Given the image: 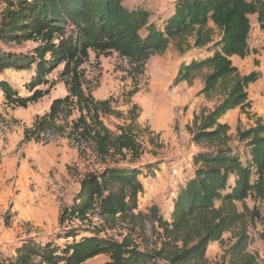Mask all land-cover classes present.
<instances>
[{
  "label": "trees",
  "instance_id": "1",
  "mask_svg": "<svg viewBox=\"0 0 264 264\" xmlns=\"http://www.w3.org/2000/svg\"><path fill=\"white\" fill-rule=\"evenodd\" d=\"M251 15L257 16L264 30V0H175L161 24L144 8L129 9L124 0H0V75L9 70L33 71L25 85L28 95H20L10 82L0 79L6 104L26 108L39 102L50 93L49 76L57 70L69 91L65 99L53 102L50 113L36 120L27 135L53 127L70 98L90 109L80 71L90 51L98 55L117 52L141 69L170 44L182 53L203 51L201 57L180 65L174 82L193 85L202 75L200 94L207 100L217 99L212 110L202 107L189 127L192 142L202 150L193 157L194 174L173 199L169 217L155 206L149 209L161 230L159 246L143 248L128 237L118 240L102 235L104 228L97 225L85 229L88 235H81L76 226L59 236L67 240L63 245L54 239L29 238L16 247L14 255L1 260L6 264H86L106 255L109 259L104 264H209V245L222 242L230 232L234 242L223 254L226 264H263L248 251L251 238L246 215L262 225L264 216L255 207L250 209L246 200L264 198V122L257 119L248 128L237 126L233 139L230 125L221 121L232 110L244 113L252 108L248 88L260 73L241 74L232 61L251 52ZM27 43L33 46L27 49ZM93 117L96 123L97 110ZM90 126L80 117L73 128L90 137L101 155L137 151L132 136L112 138L109 131ZM143 172L114 163L101 173L86 174L59 223H84L90 214L111 223L132 215L144 192L139 179Z\"/></svg>",
  "mask_w": 264,
  "mask_h": 264
},
{
  "label": "rangeland",
  "instance_id": "2",
  "mask_svg": "<svg viewBox=\"0 0 264 264\" xmlns=\"http://www.w3.org/2000/svg\"><path fill=\"white\" fill-rule=\"evenodd\" d=\"M174 2L124 0V5L129 9H146L152 20L161 24L160 20L173 9ZM250 19L251 52L244 59L234 57L232 61L241 74L258 71L260 78L248 88L251 110L242 113L235 109L221 119L230 125L233 139L237 126L248 128L257 119L264 122V30L260 29L256 15H251ZM32 46V43L25 44L27 49ZM204 54L197 50L182 53L170 44L164 53L153 54L142 70L117 52L98 55L90 51L80 68L90 109L70 98L63 104L54 126L36 136L27 135L26 131L32 129L36 120L50 113L55 100L69 95L65 80L58 75L59 70L49 76L53 82L50 93L26 108L8 106L0 90V264H6L1 259L14 255L23 240L54 239L63 245L67 240L59 236L76 226L81 228V235H88L85 229L97 225L104 228L102 235L118 240L128 237L143 248L160 245L161 230L149 209L155 206L161 215L169 217L173 199L194 174L193 157L202 150L192 142L189 127L194 115L202 107L212 110L217 104V99L207 100L200 94L202 75L193 85L174 82L183 62ZM32 76L33 71L9 70L1 74L0 79L10 82L20 95H28L25 85ZM80 117L90 128L109 131L112 138L121 134L132 136L137 151L124 149L121 154L101 155L90 137L83 136L82 130H74ZM114 163L144 170L139 177L144 192L139 196L138 209L111 223L90 214L87 222L60 224L62 210L73 203L85 175L101 173ZM246 204L264 216V198L250 197ZM238 205L243 211L242 204ZM246 216L251 238L248 251L264 264V225L260 220L252 222L249 213ZM233 242L230 232L224 234L222 242H212L207 250L209 264H226L223 254ZM108 259L106 255H98L86 264H104Z\"/></svg>",
  "mask_w": 264,
  "mask_h": 264
},
{
  "label": "crops",
  "instance_id": "3",
  "mask_svg": "<svg viewBox=\"0 0 264 264\" xmlns=\"http://www.w3.org/2000/svg\"><path fill=\"white\" fill-rule=\"evenodd\" d=\"M234 57H237V56H234ZM234 57H233V58H234Z\"/></svg>",
  "mask_w": 264,
  "mask_h": 264
}]
</instances>
